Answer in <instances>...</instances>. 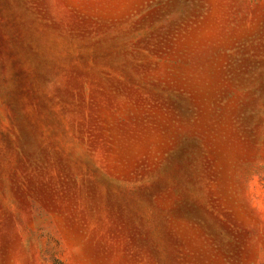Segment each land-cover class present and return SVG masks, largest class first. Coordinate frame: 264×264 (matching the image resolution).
I'll return each mask as SVG.
<instances>
[{"label": "rangeland", "instance_id": "374dc122", "mask_svg": "<svg viewBox=\"0 0 264 264\" xmlns=\"http://www.w3.org/2000/svg\"><path fill=\"white\" fill-rule=\"evenodd\" d=\"M0 264H264V0H0Z\"/></svg>", "mask_w": 264, "mask_h": 264}]
</instances>
